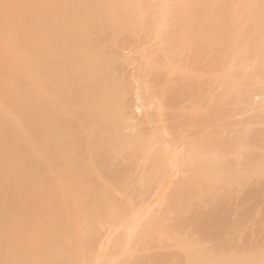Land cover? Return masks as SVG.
<instances>
[{"label": "bare ground", "instance_id": "1", "mask_svg": "<svg viewBox=\"0 0 264 264\" xmlns=\"http://www.w3.org/2000/svg\"><path fill=\"white\" fill-rule=\"evenodd\" d=\"M1 143L0 264H264V0H0Z\"/></svg>", "mask_w": 264, "mask_h": 264}, {"label": "rangeland", "instance_id": "2", "mask_svg": "<svg viewBox=\"0 0 264 264\" xmlns=\"http://www.w3.org/2000/svg\"><path fill=\"white\" fill-rule=\"evenodd\" d=\"M20 11H21V10L17 11L16 13L19 15ZM16 13L14 14L12 20L8 23L9 25H12V24H13V21L18 17V16L16 15ZM8 14H9L10 16L13 15L12 12H9ZM30 23H31V22H29V21H24V27H23V28H24V29L27 28V27L29 26ZM5 44H6V43H5ZM32 119H35V117H32ZM34 122H37V121H34ZM3 133H5V134L8 135V132H5V131H4ZM0 146H3V143H1ZM3 178H7V177H6V171H5V168L3 169ZM5 208H6V204H5L4 202H1V201H0V210H4Z\"/></svg>", "mask_w": 264, "mask_h": 264}]
</instances>
